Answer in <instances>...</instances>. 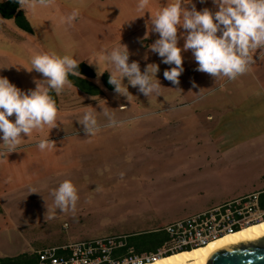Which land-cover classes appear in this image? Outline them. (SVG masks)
I'll use <instances>...</instances> for the list:
<instances>
[{
    "label": "rangeland",
    "instance_id": "obj_1",
    "mask_svg": "<svg viewBox=\"0 0 264 264\" xmlns=\"http://www.w3.org/2000/svg\"><path fill=\"white\" fill-rule=\"evenodd\" d=\"M217 1L235 2L242 11L264 2L156 0L154 9L181 4L167 16L169 25L179 30L177 19L196 28L208 18L203 3L216 12ZM21 6L33 32L0 14V256L192 216L264 167V158L239 160L205 192L196 187L197 206L162 216L169 198L184 191L190 196L176 182L199 153L196 148L221 144L205 136L219 114L201 101L213 96L207 94L212 89L216 94L220 76L208 88L196 87L200 66L174 73L152 51L120 49L123 43L114 41L148 20L124 8L122 0H21ZM189 9L193 16L186 21ZM256 17L245 25L246 36L260 38L264 31V17ZM175 39L178 52L193 41L187 35ZM248 41L235 40L224 51ZM81 63L96 72L95 78L83 77L101 88L99 94L64 79Z\"/></svg>",
    "mask_w": 264,
    "mask_h": 264
},
{
    "label": "crops",
    "instance_id": "obj_2",
    "mask_svg": "<svg viewBox=\"0 0 264 264\" xmlns=\"http://www.w3.org/2000/svg\"><path fill=\"white\" fill-rule=\"evenodd\" d=\"M122 2L124 8L140 14L142 18L146 14L148 20L135 29L128 30L114 41L115 45L123 43V46L118 45L120 49L152 51L157 57V62L168 68L175 67L176 69L172 70L174 73L200 66L199 69L196 68V73L200 70L202 77L201 81L196 83V87L208 88L213 83L210 79L215 75L220 76L216 94L212 92L214 90L212 89L207 94L213 96L208 100L201 97V101L205 104L203 107L214 108L219 114L217 118L219 121L215 128L206 129L207 135L205 136L216 138L221 144L202 145L196 148L199 153L191 158V162L187 164V171L183 172L176 182L178 190L186 188L190 196L186 197L185 191L180 194L173 188H169L170 191L183 195L178 199L177 197L169 198L167 204L163 206L162 216H169L179 207L197 206L196 198L199 193L196 187L202 189L201 193L205 192L217 177H221L219 173L222 170L235 167L239 160L240 165L245 161L255 162V158H264V38H262L264 28H262L263 32H260V38L246 36L244 32L245 25L251 24L252 19H257L256 16L264 17V2L250 3L242 11L240 5L238 7L235 2L217 1L216 12H213L210 4L203 3V10L208 18L204 22L202 20L198 22L196 28L192 26V29L187 23L180 24L175 18L176 23H179V30L169 25L167 16L181 7V4L171 6L161 12L159 8L158 11L154 9L155 5H158L156 0H122ZM139 3H143L147 7L146 10L142 11ZM147 11L151 12L148 16ZM131 16L134 17V14L132 13ZM191 16L193 12L189 9V16H185L184 20L187 21ZM208 20L211 28H208ZM192 34H194V40ZM182 35H187L188 40L193 41L188 44V49L184 45L178 52L175 50L177 47L174 41L176 37ZM247 37L249 39H246ZM242 39L249 40L248 45L243 48L238 47L242 49V52L236 58L231 59L229 51H224V47L229 46V43L235 40ZM185 42L183 37L181 44ZM111 44L113 47V41ZM197 54H201V57H193ZM210 69L212 70L209 74ZM193 117L196 118V116ZM211 117H213L212 120H216L214 116H209ZM201 136L204 134L202 133ZM235 137L244 139L235 143ZM1 176L0 172V180L3 179ZM260 190H264V167H260L255 174L246 178L236 188L217 196L213 194L212 205L209 209ZM206 210L203 209V211ZM140 223L138 227L134 226L133 229L122 233L117 232L115 235L143 233L170 222ZM30 251L33 250L21 253Z\"/></svg>",
    "mask_w": 264,
    "mask_h": 264
},
{
    "label": "built area",
    "instance_id": "obj_3",
    "mask_svg": "<svg viewBox=\"0 0 264 264\" xmlns=\"http://www.w3.org/2000/svg\"><path fill=\"white\" fill-rule=\"evenodd\" d=\"M241 48L229 52L231 59ZM264 190L225 202L192 216L155 227L146 232L163 239L155 249L130 244L129 234L82 239L73 243L48 245L35 252L39 264H144L171 253L207 245L211 241L264 220Z\"/></svg>",
    "mask_w": 264,
    "mask_h": 264
},
{
    "label": "trees",
    "instance_id": "obj_4",
    "mask_svg": "<svg viewBox=\"0 0 264 264\" xmlns=\"http://www.w3.org/2000/svg\"><path fill=\"white\" fill-rule=\"evenodd\" d=\"M0 14L5 19H15L18 27L27 32H33V27L29 22L26 14L24 13L21 0H0ZM83 76L95 78L96 72L86 63H81L70 71L63 74L64 79L71 82L73 85L79 87L82 91L97 95L101 92V88L93 81L86 79ZM106 83L109 80L108 74L104 75ZM113 88V87H112ZM53 96V93L50 92ZM262 207L264 208V194ZM241 230V229H240ZM238 231V230H237ZM129 242L135 246L137 250L140 249H155L156 246L162 241L163 237L157 233L143 232L129 234ZM192 248L184 249L182 251H190ZM179 251V252H182ZM177 253V252H176ZM175 253H171L170 256ZM166 257V256H165ZM0 264H39L38 257L35 251L24 252L15 256H0Z\"/></svg>",
    "mask_w": 264,
    "mask_h": 264
},
{
    "label": "bare ground",
    "instance_id": "obj_5",
    "mask_svg": "<svg viewBox=\"0 0 264 264\" xmlns=\"http://www.w3.org/2000/svg\"><path fill=\"white\" fill-rule=\"evenodd\" d=\"M263 238L264 220L246 226L233 233L223 235L207 245L193 248L190 251L177 252L144 264H210L212 254L220 249L244 242L259 241Z\"/></svg>",
    "mask_w": 264,
    "mask_h": 264
},
{
    "label": "water",
    "instance_id": "obj_6",
    "mask_svg": "<svg viewBox=\"0 0 264 264\" xmlns=\"http://www.w3.org/2000/svg\"><path fill=\"white\" fill-rule=\"evenodd\" d=\"M210 264H264V238L214 252Z\"/></svg>",
    "mask_w": 264,
    "mask_h": 264
}]
</instances>
